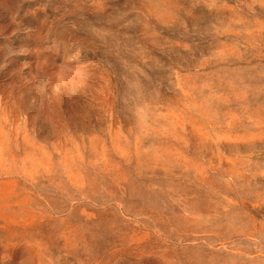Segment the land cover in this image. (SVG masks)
I'll list each match as a JSON object with an SVG mask.
<instances>
[{"label": "rangeland", "instance_id": "1", "mask_svg": "<svg viewBox=\"0 0 264 264\" xmlns=\"http://www.w3.org/2000/svg\"><path fill=\"white\" fill-rule=\"evenodd\" d=\"M0 264H264V0H0Z\"/></svg>", "mask_w": 264, "mask_h": 264}]
</instances>
